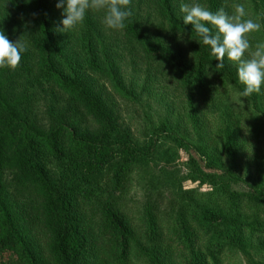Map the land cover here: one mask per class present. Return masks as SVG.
Masks as SVG:
<instances>
[{
	"label": "trees",
	"instance_id": "obj_1",
	"mask_svg": "<svg viewBox=\"0 0 264 264\" xmlns=\"http://www.w3.org/2000/svg\"><path fill=\"white\" fill-rule=\"evenodd\" d=\"M177 1L129 0L132 15L121 30L106 28L101 10L61 31L57 0H0V32L26 49L15 69H0V264H204L242 250L249 259L264 256V89L239 95L235 63L225 57L216 67ZM238 1L201 6L232 14ZM144 5L153 21L138 15ZM143 23L159 24L160 38ZM106 31L122 39L111 43ZM178 38L188 53L171 45ZM248 39L255 50L264 31ZM125 52L141 54L148 68H167L193 123L197 103L219 113L209 136L185 145L187 179L168 163L148 173L173 149L139 143L123 126L114 100L139 105L121 77ZM37 82L52 90L41 117L29 87ZM103 174L109 184L93 200L90 180ZM135 186L143 197L138 215L120 208Z\"/></svg>",
	"mask_w": 264,
	"mask_h": 264
},
{
	"label": "rangeland",
	"instance_id": "obj_2",
	"mask_svg": "<svg viewBox=\"0 0 264 264\" xmlns=\"http://www.w3.org/2000/svg\"><path fill=\"white\" fill-rule=\"evenodd\" d=\"M251 1L252 0H241L244 4V10L248 8V10H245V17L251 19L255 17L256 22L261 25L260 30L263 32L264 23H262V21L264 20V8L257 16L254 12V8L257 5L259 7L264 5L263 0L262 3H252ZM180 2L181 0L177 1L179 5ZM184 2H195L201 5V0H184ZM147 7L144 5V8H137L136 11L141 19L153 21L155 19L154 15H146L148 10ZM142 27L148 29V32L153 37L157 39L160 38L161 30L159 29V24L147 25L143 23ZM106 34L111 35V43L120 42L122 39L115 31H106ZM163 42L165 44L170 43L167 39H164ZM171 45H176L177 50L182 54L188 53L185 43L179 38L176 43L172 42ZM117 46L120 49L119 43ZM121 58L124 59L120 61V65L123 71L121 77L126 85L125 87L128 90L132 89L139 100L138 106H130V104H125L126 102L124 101L122 102L118 99L114 100L117 104L118 113L121 115L123 126L130 128L129 131L133 139L139 143H145L147 141L161 144L160 146L164 145L165 149H173L170 153L166 154L164 160L150 165L147 168V172H156L161 166L168 163L169 165L176 166L181 171V176L187 179L189 169L186 162L187 155L184 152L185 145L192 148L199 145L203 137L209 136V127L213 121L212 117L217 118L219 113L208 112L206 105H201V102L197 103L200 117L198 116L197 122L193 123L189 118L187 119L183 107L185 105L183 104L185 94L178 88L176 85L177 82L172 76L167 74V68L164 69L157 64H152V66L148 68V62L141 54L134 57L133 53L125 52ZM101 83L104 84V82ZM29 87L33 99L39 105L38 111L39 117H41L42 112L46 109V102L49 103L51 101V86L49 84L37 82ZM109 93L114 94L110 87ZM37 117L38 116H35V118ZM165 123L169 125L168 130H162L161 128ZM180 143H183V147ZM108 178L107 174H103L90 180L96 187V190H94L92 194H89L91 199L95 200L96 197L99 196L98 192L107 188V184H109ZM185 183L186 182H184V184ZM188 186H191V184ZM122 197V206L120 205L122 211L130 212L131 214L134 213L136 215H138L139 211H142L143 197L141 190L138 189L137 186L133 187ZM244 251H237L234 255L229 256V258L221 257L212 259V257H208L204 264H251V261L254 260H264L263 255L257 257H255V255L249 259L248 252L245 253ZM176 263L177 260L174 259V264ZM167 264H171V261H167Z\"/></svg>",
	"mask_w": 264,
	"mask_h": 264
},
{
	"label": "clouds",
	"instance_id": "obj_3",
	"mask_svg": "<svg viewBox=\"0 0 264 264\" xmlns=\"http://www.w3.org/2000/svg\"><path fill=\"white\" fill-rule=\"evenodd\" d=\"M129 0H57V9H63L60 24L61 31L79 27L83 24L86 14L90 11L103 10L101 23L108 29L121 30L126 27V20L132 15L126 7ZM179 12L185 25H191L199 44L209 47L210 53L222 67V60L227 57L235 63L237 75L244 85L239 95L247 97L253 93H261L264 89V42L250 50L248 34L257 31L261 25L251 18L245 17L243 4L237 3L234 12L229 14L224 8L216 12L209 11L200 4L186 3L181 0ZM212 25L215 31L207 25ZM25 46L18 40L10 42L0 32V69H15L25 52Z\"/></svg>",
	"mask_w": 264,
	"mask_h": 264
}]
</instances>
